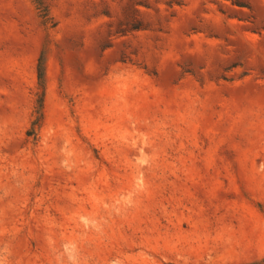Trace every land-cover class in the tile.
<instances>
[{
	"label": "rangeland",
	"instance_id": "rangeland-1",
	"mask_svg": "<svg viewBox=\"0 0 264 264\" xmlns=\"http://www.w3.org/2000/svg\"><path fill=\"white\" fill-rule=\"evenodd\" d=\"M0 264H264V0H0Z\"/></svg>",
	"mask_w": 264,
	"mask_h": 264
}]
</instances>
